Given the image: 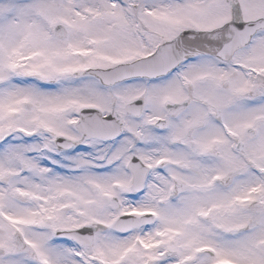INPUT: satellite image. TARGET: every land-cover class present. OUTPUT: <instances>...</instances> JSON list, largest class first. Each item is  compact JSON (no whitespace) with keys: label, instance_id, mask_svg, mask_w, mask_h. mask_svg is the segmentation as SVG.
Masks as SVG:
<instances>
[{"label":"snow or ice","instance_id":"snow-or-ice-1","mask_svg":"<svg viewBox=\"0 0 264 264\" xmlns=\"http://www.w3.org/2000/svg\"><path fill=\"white\" fill-rule=\"evenodd\" d=\"M0 264H264V0H0Z\"/></svg>","mask_w":264,"mask_h":264}]
</instances>
